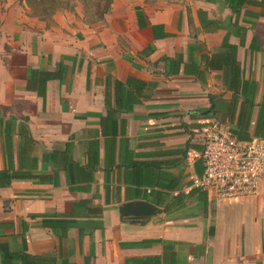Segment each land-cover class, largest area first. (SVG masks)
I'll use <instances>...</instances> for the list:
<instances>
[{
	"label": "crops",
	"instance_id": "1",
	"mask_svg": "<svg viewBox=\"0 0 264 264\" xmlns=\"http://www.w3.org/2000/svg\"><path fill=\"white\" fill-rule=\"evenodd\" d=\"M27 4L0 0V171L25 175L0 187L9 250L45 264H264V184L218 204L185 192L207 126L264 138V3L74 0L49 19ZM140 200L162 213L120 220ZM42 215L66 219V236Z\"/></svg>",
	"mask_w": 264,
	"mask_h": 264
},
{
	"label": "built area",
	"instance_id": "2",
	"mask_svg": "<svg viewBox=\"0 0 264 264\" xmlns=\"http://www.w3.org/2000/svg\"><path fill=\"white\" fill-rule=\"evenodd\" d=\"M202 172L185 192L198 190L215 204L256 196L264 184V138L240 140L212 124L203 130Z\"/></svg>",
	"mask_w": 264,
	"mask_h": 264
},
{
	"label": "trees",
	"instance_id": "3",
	"mask_svg": "<svg viewBox=\"0 0 264 264\" xmlns=\"http://www.w3.org/2000/svg\"><path fill=\"white\" fill-rule=\"evenodd\" d=\"M264 3V0H261ZM138 24L139 26H144L141 16L138 14ZM224 49L230 48L224 44ZM231 49V48H230ZM250 106L253 105V102L248 103ZM263 114V113H262ZM260 129L256 130L259 132ZM23 132V131H22ZM22 137L31 142L27 138V132L22 133ZM25 178V175L18 174L15 172H7V171H0V187L8 186L12 180L22 179ZM41 223L42 226L45 228H50L53 233L59 235L60 237L66 236V229H67V220L66 219H59L49 218L47 215H42ZM0 258L1 264H45L46 260L43 256H35L26 253L25 251H10L9 247L6 242L1 241L0 239ZM133 264H161L160 259L157 257H148L143 259H134L132 260Z\"/></svg>",
	"mask_w": 264,
	"mask_h": 264
},
{
	"label": "rangeland",
	"instance_id": "4",
	"mask_svg": "<svg viewBox=\"0 0 264 264\" xmlns=\"http://www.w3.org/2000/svg\"><path fill=\"white\" fill-rule=\"evenodd\" d=\"M5 1V0H3ZM14 1V0H13ZM20 1V0H18ZM42 1L41 4H38V0H24L25 3H28L34 12H37L40 16L43 18L49 19L52 15L58 14L59 16L62 14L63 10H71L72 9V3L74 0H40ZM91 4H96V0H90ZM90 4V5H91ZM26 6V10L31 13L30 8ZM93 5H91L90 12L91 17L89 19L94 20V14L95 12L92 11ZM257 196V195H256ZM256 196L253 197H245V198H240L235 201H244L246 199H252L255 198Z\"/></svg>",
	"mask_w": 264,
	"mask_h": 264
},
{
	"label": "water",
	"instance_id": "5",
	"mask_svg": "<svg viewBox=\"0 0 264 264\" xmlns=\"http://www.w3.org/2000/svg\"><path fill=\"white\" fill-rule=\"evenodd\" d=\"M161 213V208L144 200L127 202L119 207V217L123 221L142 219L146 223Z\"/></svg>",
	"mask_w": 264,
	"mask_h": 264
}]
</instances>
